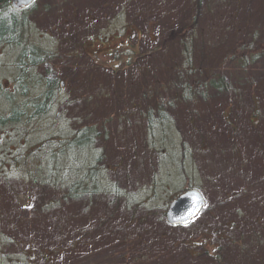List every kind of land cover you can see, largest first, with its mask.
Listing matches in <instances>:
<instances>
[{"label":"rangeland","instance_id":"rangeland-1","mask_svg":"<svg viewBox=\"0 0 264 264\" xmlns=\"http://www.w3.org/2000/svg\"><path fill=\"white\" fill-rule=\"evenodd\" d=\"M158 1L35 0L26 9L30 16L26 40L30 42L29 52L37 49L35 54L39 62L34 67L25 65L24 73L20 71L24 67L20 58L23 50L18 46L0 44V82L8 94L15 95V99L25 102L35 100L44 92L43 83L48 78L54 77L60 84L55 97L57 102L48 113L25 126L0 125V234L6 242L0 253V264H7V236L21 241L26 247L30 239L53 241L56 230V223L50 216L28 221L30 210L26 203L30 199L22 197L20 203L17 198L18 195L32 192V187L21 180L27 173L26 165L20 164L24 155L27 158L36 153L42 155L44 141L49 142L53 137L58 141L76 129V119L82 113L83 102L77 103L79 107H67L62 101L72 100L76 93H81L79 91L85 84L91 81L95 84L88 92L91 97L98 94L99 84L104 92L114 91V85L107 83L108 79L112 80L107 70L101 74L97 72V76L90 71L95 62L93 59L107 60L106 64L111 66L120 63L122 55L116 54L115 49L110 53L118 43L124 45L123 50H119L123 51L124 56H131L130 61L135 60L132 49L138 50L139 54L144 53L149 45L137 43L139 37L135 36L133 29H137L142 38L148 34L155 39L157 29L154 18ZM164 1L168 14L164 13L163 20L171 18L167 16L169 14L179 21L192 17V13H186L185 9L173 11L185 0ZM258 1L262 0H241L240 4L249 10L257 7ZM217 2L223 15L230 16L238 10L237 0ZM243 17L244 13L238 18L240 24L245 22ZM125 22H133L134 27L125 30ZM106 33L111 34L108 43V37H103ZM90 40H95L91 47L82 46L83 41ZM102 52L104 54L99 55ZM154 59L152 54L138 55L134 64L138 75L148 78L154 70ZM261 62L262 68L259 65L248 73V81L243 77H239L238 81L232 79L236 88L241 89V95L230 97L228 93L220 94V98L212 99L208 108L198 102L192 107L175 110L174 131L148 132L139 120L135 121L136 128L132 127L133 124L128 125L130 127L118 133L119 127L110 123L107 127L109 136L116 137L118 133L117 137L103 141L99 149L89 151V155L97 156L105 148L102 162L98 161L107 166L103 175L109 176L113 188L124 195L123 199L131 196V202L145 201L146 210L153 213L136 214L140 218L131 227L132 233H138L139 229L146 233L143 246L127 249L125 264H136L142 257L144 260L139 264H264V58ZM20 75L22 80L17 83ZM246 92V95L243 94ZM130 95L125 99L131 104ZM254 97L258 100V117H254L252 124ZM127 101L122 102L117 97L109 99L107 105L112 110L111 115L127 112ZM144 101L148 105L147 100ZM230 103L231 115L227 118L224 112ZM3 109L0 106V113L5 112ZM193 110L197 112L196 115H192ZM192 116H196V120L193 121ZM228 119L233 122L232 125L227 123ZM170 126H166V129H171ZM146 136L150 140L146 141ZM44 161L43 166L47 160ZM188 187L203 192L207 208L193 221L191 228L185 229L167 222L166 212L171 201ZM105 206L98 213L106 216L111 213L114 216L112 220L126 221L128 216L124 218L123 211ZM81 210V205H73L66 213L77 215ZM85 223L80 220L72 222L75 231ZM196 229L200 233H195ZM211 229L221 234L220 239L214 238L217 239L214 240L215 246L219 244L221 262L213 256L216 255V247L210 236H213ZM102 230L94 232L92 229L91 235L97 238V235L105 233ZM249 232L255 233L251 235L253 240L247 238ZM192 239L199 242L205 240V246L198 244L194 249V256L189 254L185 243H191ZM167 249L171 253L166 254ZM87 262L99 264L100 260L96 258Z\"/></svg>","mask_w":264,"mask_h":264},{"label":"trees","instance_id":"trees-1","mask_svg":"<svg viewBox=\"0 0 264 264\" xmlns=\"http://www.w3.org/2000/svg\"><path fill=\"white\" fill-rule=\"evenodd\" d=\"M217 1H182V4L173 11L185 9L186 13H192V17L179 21L169 14L167 16L171 18L165 21L163 19H165L164 13L168 14L167 4L164 0H159L155 6L157 14L154 18L157 29L154 34L155 39L148 34L142 38V34L137 29H133L135 36L139 37L136 42L149 45L144 53L139 54L138 50L132 49L135 60L130 61L131 56H124L123 51L115 49L116 54L122 55L120 63L115 66L106 64L107 60L93 59L95 62L89 68L90 71L97 76L98 73H105L107 70V75L112 77V80L108 79L107 83L111 82L114 85V91L104 92L103 86L99 84L98 94L96 97H91L88 92L95 86L91 81L85 84L79 91L81 93H76V97L73 96L72 100H63L62 103H65L67 107L72 105L79 107L77 103L83 102L82 113L76 119V129L65 138L60 137L58 141L56 137L49 141L50 144L48 140L44 141L41 146V149H45L42 155L36 153L28 158L24 155L23 162H20L27 168V173L21 180L26 186L32 187L30 189L32 192L18 195L17 198L19 202L22 197L30 199L26 203L30 210L28 221L47 216L53 219L56 223L53 241L38 242L30 239L26 247H23L21 241L7 236V264H88L87 260L96 258L100 260L99 264H125L127 249L131 246H143L146 231L139 229L138 233L133 234L131 227L139 221L140 217L136 215L137 213L149 214L150 211L146 210V202L135 200L131 202V196L123 199L122 192L114 189L109 176L102 173L104 169H107L106 164L98 162L100 160L102 162L106 149L102 148L97 156L89 155V151L99 149L103 141L113 140L128 125L133 124L135 126L132 125V127L136 128L135 121L140 120L148 132L174 131L175 129L172 128L176 122L175 110L181 107H192L198 102L208 108L211 106L212 99L217 96L220 98V94L228 93L230 97L241 95V89L236 88L232 79L238 81L239 77H243V80L248 81L249 72L259 65L262 68L264 0L258 1L257 7L249 10L241 6V0H237L238 10L233 11L230 16L220 13ZM11 2L12 0H0V44L18 46L23 50L20 58L24 67L20 71L24 73L25 65L31 64L34 67L36 62H39L35 54L37 49L33 48L32 52H29L30 42L26 40L30 16L26 10L15 9ZM243 13L245 22L240 24L238 18H241ZM175 26L180 28H174ZM124 27L125 30L134 27L133 22H125ZM109 36L111 37V34L103 35L108 37L106 43L109 42ZM94 41H83L82 46L91 47ZM113 52L114 50L111 53ZM147 54L155 56L154 70L148 78L138 75L134 65L138 55ZM16 80L20 83L22 76L20 75ZM128 83L130 85L125 86ZM43 84L44 92L35 100L25 102L15 99V95L14 97L8 95L0 82V106L5 110L0 113V125L23 124L25 126L48 113L57 102L56 95H58L60 84L54 77L48 78ZM248 84L247 82L246 85ZM247 92L243 94L246 95ZM22 94L24 95L25 91ZM128 94H132L129 96L131 104L125 99ZM116 97L122 102L127 101L129 110L112 116V110L107 102ZM144 100H147L148 105ZM231 106L230 103L225 109L227 118L231 115ZM253 106L255 111L251 116L252 124L258 111L256 97L253 98ZM115 112H118V109H115ZM196 114L197 112L193 110L192 115ZM195 118L196 116L193 117V121L196 120ZM110 123L119 127L116 137L109 136L110 131L107 127ZM227 123L233 124L229 119ZM166 126H170L171 129H166ZM145 139L148 141L150 137L146 136ZM44 159L47 161L43 166ZM73 205L82 206V210L77 215L66 213V210ZM104 205H106L105 208L123 211L124 218L128 216L126 221L112 220L114 216L111 213L107 216L104 213H98ZM150 215L153 213L150 212ZM74 220L86 223L80 225L78 227L80 229L75 231L76 228L72 224ZM176 227L189 229L192 224ZM92 229L94 232H100L99 229H103L105 233L93 238ZM211 231L213 236L211 234L210 236L215 246L217 239L214 238L220 239L221 234L215 229ZM197 232L200 233L198 229L195 233ZM253 233L246 234L247 238L253 240L251 237ZM241 238H244V235H241ZM192 240L191 243L188 241L185 243L189 254L194 256L196 255L194 249L198 244L205 246V240L200 242L196 239ZM5 244V239L0 234V253L4 250ZM215 247L216 255L213 256L221 262L219 244ZM169 253L171 251L167 249L166 254ZM143 260L144 257L139 258L136 264ZM92 264L96 263L92 262Z\"/></svg>","mask_w":264,"mask_h":264},{"label":"water","instance_id":"water-1","mask_svg":"<svg viewBox=\"0 0 264 264\" xmlns=\"http://www.w3.org/2000/svg\"><path fill=\"white\" fill-rule=\"evenodd\" d=\"M35 0H13L12 5L22 8L31 5ZM205 198L197 189H189L176 198L170 205L167 217L173 224H188L205 206Z\"/></svg>","mask_w":264,"mask_h":264},{"label":"flooded vegetation","instance_id":"flooded-vegetation-1","mask_svg":"<svg viewBox=\"0 0 264 264\" xmlns=\"http://www.w3.org/2000/svg\"><path fill=\"white\" fill-rule=\"evenodd\" d=\"M11 4H12V2H11ZM13 6V5H12ZM28 7H30V6H27V7H22V8H20V9H18V10H26V9H28ZM123 42V41H122ZM123 44L122 43H118V44H116V47L115 48H113L112 50H114V49H117V50H121V48H123ZM107 53H109V52H107ZM104 54V52H102L101 54H99V55H103ZM62 85H64V83H62ZM9 95V94H8Z\"/></svg>","mask_w":264,"mask_h":264}]
</instances>
